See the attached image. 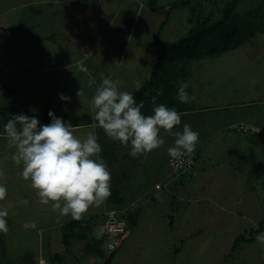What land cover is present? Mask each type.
<instances>
[{"label": "crops", "instance_id": "obj_1", "mask_svg": "<svg viewBox=\"0 0 264 264\" xmlns=\"http://www.w3.org/2000/svg\"><path fill=\"white\" fill-rule=\"evenodd\" d=\"M141 1L0 0V109L11 108L8 112H0V184L8 189L5 199L0 201V207L7 208L9 213L6 217L8 230L0 232V239H22L19 248L12 247L14 244L10 241L8 245H0V264H45L46 260L50 261L48 264H103L106 257L101 261H89V257L82 256L81 249L71 251L69 244L63 242L62 228L71 221L80 223L81 228L74 230L75 235L69 234L67 242L77 238L85 226H88L89 234L98 236L96 240H100L104 232L102 214L111 209L106 206L121 207L138 198L141 202L130 214L127 235L114 250L109 264H148L155 253L165 249L174 252L178 238L200 233V227H196V224H185L184 196L201 199L196 204H202V200L209 202L217 198L220 191L229 186L222 178H216L221 167L201 169L195 171V177L186 188H174L177 192L172 197L164 190L154 189L144 179L147 174L157 170L158 164L154 159L159 154L167 160V149L173 146L174 136L161 129L159 134L165 143L151 152L133 157L130 146L109 139L100 127L93 129L96 122L92 118V97L95 87L101 82V74L118 79L121 90L133 93L136 91L134 81L139 80L143 85L150 78L158 56L153 45L154 36H162L161 31L165 30L164 26L175 5L167 1L159 8L144 9L147 16L152 17L154 11H158L162 17L157 20L156 31L154 24L148 26L150 33L144 48V38L139 37L136 39L141 40L135 39L136 43L131 47V43L127 44V36L132 30ZM137 2L138 6L135 4ZM260 35H264V32H260ZM81 64L87 67L86 73L79 70ZM213 70L205 77L203 74L207 72L193 70L188 81L185 74L178 71L176 97L169 99L161 86L158 88L159 97L151 94L142 100V112L152 114L155 97L156 104L163 103L181 114V123L175 125L172 131H182L187 123L199 132L198 141H207L215 135L226 138L229 132L225 128L239 122L264 128V96L256 102L251 99L253 102L250 103V99L243 97L246 86L240 81L221 83L223 89L219 92L218 80L212 81L215 78L213 72L217 74V70ZM89 80H95L96 84L90 87ZM181 81L188 85L186 92L189 100L186 103L178 99ZM248 90H251L249 85ZM61 92L71 96V101H61L58 98ZM18 110L27 111L24 114L29 116H38L43 124L50 122L49 115L42 116L50 110L58 117L91 115L89 121L72 125V130L81 139L89 131L95 130L102 146L101 157L112 155L117 160H129V200L122 201V195L116 196V190L122 194L121 188L113 187L110 195L113 199L91 205L80 219L60 215L59 210H53L51 203L42 204L30 180L21 175L22 164L18 165L11 159L14 146L3 138V125L12 114H19ZM256 135L264 136L260 133ZM199 148L198 145L195 148L198 156L201 152ZM164 169L169 170L167 161ZM143 172H146L145 176H141ZM25 200L28 203L25 204ZM33 221L35 228L24 227L25 222ZM179 226H182L181 230ZM31 240L34 241V249L27 246ZM67 254L78 256L71 255L70 260Z\"/></svg>", "mask_w": 264, "mask_h": 264}, {"label": "rangeland", "instance_id": "obj_2", "mask_svg": "<svg viewBox=\"0 0 264 264\" xmlns=\"http://www.w3.org/2000/svg\"><path fill=\"white\" fill-rule=\"evenodd\" d=\"M167 1L175 6L172 7L174 9L164 26L165 30L161 31L160 37L166 42H174L210 26L221 20L224 12L229 9H232L234 16L246 19L252 26L264 27V0H143L138 7L132 30L127 36V44L131 43L129 46L132 47L136 41H140L141 39H136L138 37L144 38L143 48L146 46L147 35L150 33L148 26L154 24L156 31L157 20L162 16H159L158 11H154L152 17L147 16L144 9L159 8ZM135 4L139 5L138 2ZM213 69L217 70V74L213 72L215 78L212 81L218 80L219 92L223 89L221 83L240 81L246 86L243 97L258 101L264 96V35L257 33L243 45L218 56H204L180 63L167 62L162 80L164 85L173 88L178 84L179 72L184 73L188 81L193 75V70L207 72L203 74L205 77L210 74L209 71H214ZM248 85L251 90H248ZM176 95L177 89L168 90L169 99L175 98ZM220 99L225 101L224 97ZM225 129L229 132L226 138L215 135L210 136L207 141L197 142L196 146L198 145L201 151L198 157L200 160L192 171L174 177L170 167L168 172L164 169L167 160L159 154V158L154 159L155 164H158L157 170L147 175L143 172L141 175H146V179H143L152 184L154 189L164 190L172 197H175L177 192L173 189L186 188L189 181L195 177L193 175L196 170L221 167L216 178H222L229 183L217 198L209 202L202 200V204H196L201 199L184 196L185 224H196V227H200V233L196 236L185 235L183 239L178 238L174 252L172 249H165L161 253H155L148 264H264V243L257 239L258 234L264 233V136L243 132L232 125ZM103 160L111 174L110 186L120 187L122 194L116 190V196L122 195V201L127 202L131 196L128 189L130 174L127 173L129 160H117L112 155ZM109 206L106 207L116 208ZM85 227L77 234V238L66 243L71 251L74 248L81 249V255L84 258L89 257V261H101L111 252L108 249L102 251V254L93 252L91 247L98 236L89 234L88 226ZM181 227L178 229L181 230ZM102 236V244H98L99 249L103 248ZM9 241L14 244V248H19L22 243V239L5 238L0 239V245H8ZM27 246L34 249V241L31 240ZM71 255L67 254L70 260ZM49 262L46 260L45 264Z\"/></svg>", "mask_w": 264, "mask_h": 264}, {"label": "clouds", "instance_id": "obj_3", "mask_svg": "<svg viewBox=\"0 0 264 264\" xmlns=\"http://www.w3.org/2000/svg\"><path fill=\"white\" fill-rule=\"evenodd\" d=\"M79 70L87 72L81 64ZM136 91L142 82L134 81ZM96 84L89 80V86ZM120 81L101 74V82L95 87L92 97V118L96 122L93 129L100 127L105 135L121 144L130 146L133 157L151 152L165 143L159 133L161 129L175 137L173 146L167 149L169 156L177 160L194 153L199 132L185 123L182 131H172L181 123V114L163 103L156 104L153 97L152 114L142 112L143 101L137 103L133 92L121 90ZM188 85L181 81L178 99L182 103L189 100ZM81 89L78 91V96ZM58 98L70 102L71 96L58 93ZM50 122L43 124L38 116L24 113L12 114L3 125V138L14 146L11 159L22 164L21 175L30 180L42 204L51 203L60 215H70L80 219L93 205H99L111 195V174L99 155L102 146L95 130L89 131L81 139L74 134L70 123L58 117L53 111L48 113ZM8 189L0 184V201L4 200ZM24 203H28L27 200ZM8 209L0 207V232L8 230ZM25 228H35V222H25ZM257 239L264 243V233Z\"/></svg>", "mask_w": 264, "mask_h": 264}, {"label": "trees", "instance_id": "obj_4", "mask_svg": "<svg viewBox=\"0 0 264 264\" xmlns=\"http://www.w3.org/2000/svg\"><path fill=\"white\" fill-rule=\"evenodd\" d=\"M264 32V27H254L246 19L234 16L232 9L224 12L223 18L210 26L196 30L183 38L174 42L166 43L160 39L159 35L154 36L153 45L158 53L157 58L152 66L150 78L145 81L139 91L133 93L136 101H142L146 96L154 95L159 97L158 88L162 86L165 94L168 95L170 85L163 83L162 75L165 71L167 62L176 61L178 63L187 60H195L204 56H218L224 52L237 48L247 42L257 33ZM164 85V86H163ZM164 87V88H163ZM162 95V94H161ZM11 108L0 109V112L10 111ZM19 113H27V111L18 110ZM48 113H43V117ZM91 115L83 114L80 117H63L66 123L77 125L80 121H89ZM198 153V152H197ZM199 157V156H198ZM111 187V193L113 192ZM107 199H113L109 196ZM130 219V216H129ZM78 221H71L62 228L63 242H67L69 234L75 235V229H80ZM237 242V241H236ZM98 244H102V239L96 240L91 250L96 254H102L103 249L98 248ZM237 244V243H235ZM112 251L104 260L103 264H109Z\"/></svg>", "mask_w": 264, "mask_h": 264}, {"label": "built area", "instance_id": "obj_5", "mask_svg": "<svg viewBox=\"0 0 264 264\" xmlns=\"http://www.w3.org/2000/svg\"><path fill=\"white\" fill-rule=\"evenodd\" d=\"M232 126L243 132L264 134V128L247 123H237ZM167 162L169 167L172 169L174 177H178L181 174L192 171L196 167L198 162V153L195 150L190 156H184L177 160H173L167 151ZM140 202L141 201H139L138 198L125 206L108 209L103 212V250L108 249L112 252L124 241L128 231L129 216L131 212L139 206Z\"/></svg>", "mask_w": 264, "mask_h": 264}, {"label": "bare ground", "instance_id": "obj_6", "mask_svg": "<svg viewBox=\"0 0 264 264\" xmlns=\"http://www.w3.org/2000/svg\"><path fill=\"white\" fill-rule=\"evenodd\" d=\"M41 264H42V262H41Z\"/></svg>", "mask_w": 264, "mask_h": 264}]
</instances>
